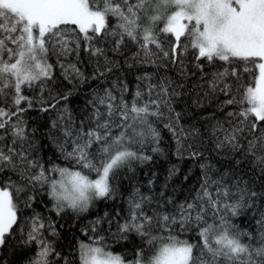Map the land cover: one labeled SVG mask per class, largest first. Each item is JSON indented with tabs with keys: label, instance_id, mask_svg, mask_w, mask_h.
<instances>
[{
	"label": "snow or ice",
	"instance_id": "1",
	"mask_svg": "<svg viewBox=\"0 0 264 264\" xmlns=\"http://www.w3.org/2000/svg\"><path fill=\"white\" fill-rule=\"evenodd\" d=\"M0 253L264 264V0H0Z\"/></svg>",
	"mask_w": 264,
	"mask_h": 264
},
{
	"label": "trees",
	"instance_id": "2",
	"mask_svg": "<svg viewBox=\"0 0 264 264\" xmlns=\"http://www.w3.org/2000/svg\"><path fill=\"white\" fill-rule=\"evenodd\" d=\"M120 71H121V73L126 74L129 80H132L134 78V76L136 74H138L137 69L128 70L125 68V69H121ZM56 74L59 75V69L58 68L56 69ZM64 84L66 87H69V88L71 87V85H67V82H64ZM83 87H84L85 92L89 90V87L87 85H85ZM82 103H83V94L82 93L73 97L72 106L74 108H79L82 105ZM29 115L31 117L30 122L33 124V126H36L37 124L42 123V121H40V119H39L38 113L32 112V113H29ZM162 136H163V141H162L161 147L165 151H168L171 147H173V142L171 140V136L167 132L166 129L162 131ZM45 151L47 152L48 155H52V152L47 147L45 148ZM171 163H177L174 156H170L168 160H165L163 158H158L152 167L154 168V170L157 172V174L162 179ZM147 170H148V166H143V167H140L137 169L139 179H141L142 181H146L148 178L146 175ZM99 207L101 210L111 211V209L108 205L102 204ZM95 211L96 210L94 209L93 211L88 213L87 218H83L80 221H74L70 218H67L65 221H61V223H63L65 225V227L60 230L61 231V239L58 241V244L62 249L67 251V248L65 246L67 245V243L69 241H73V243H74L76 238L84 239V237L81 236L79 229L83 225L87 224L90 219L94 218ZM114 230L115 229H113V231ZM131 240H132V242L122 241L119 244H113L112 245V251L114 253H124V254L130 256L131 255L130 250L132 249L133 243H138V240L135 237H132ZM2 254L3 253H0V255H2ZM8 258L9 259L11 258L10 254H9Z\"/></svg>",
	"mask_w": 264,
	"mask_h": 264
}]
</instances>
